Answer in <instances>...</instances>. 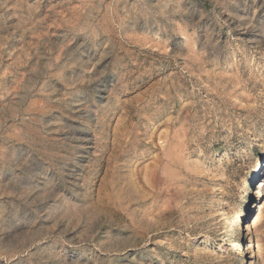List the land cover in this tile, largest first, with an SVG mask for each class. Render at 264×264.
I'll return each mask as SVG.
<instances>
[{
    "label": "rangeland",
    "instance_id": "1",
    "mask_svg": "<svg viewBox=\"0 0 264 264\" xmlns=\"http://www.w3.org/2000/svg\"><path fill=\"white\" fill-rule=\"evenodd\" d=\"M0 264H264V0H0Z\"/></svg>",
    "mask_w": 264,
    "mask_h": 264
},
{
    "label": "bare ground",
    "instance_id": "2",
    "mask_svg": "<svg viewBox=\"0 0 264 264\" xmlns=\"http://www.w3.org/2000/svg\"><path fill=\"white\" fill-rule=\"evenodd\" d=\"M259 172V171H258ZM260 173V172H259ZM260 175V174H259ZM255 181H253V183H254ZM257 187V186H256ZM255 195H256V193H255ZM249 197H250V200L248 201V202H246V204H244V206L242 207V209H241V212H240V216H239V218H238V231H237V234H236V236H237V239H236V242H237V245H236V248H237V254H238V256H244V249L242 248V243H241V241L243 240V233H242V230H243V227H245V225H247V219H248V217H249V212H250V210H251V208H252V205H250V202H251V200L253 199V203L255 204V201H256V199L255 198H253L254 197V194L253 193H251L250 195H249ZM256 197V196H255ZM248 207H249V210H248ZM101 248V247H100ZM108 254H110V253H108ZM98 256V255H97ZM103 256V255H102ZM105 257V256H104ZM97 258V257H96ZM95 258V259H96ZM81 263V262H80Z\"/></svg>",
    "mask_w": 264,
    "mask_h": 264
}]
</instances>
